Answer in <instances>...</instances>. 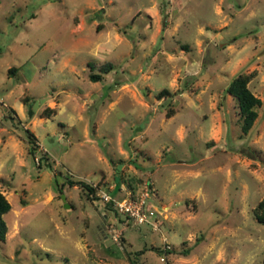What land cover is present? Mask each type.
Returning <instances> with one entry per match:
<instances>
[{
    "label": "rangeland",
    "instance_id": "rangeland-1",
    "mask_svg": "<svg viewBox=\"0 0 264 264\" xmlns=\"http://www.w3.org/2000/svg\"><path fill=\"white\" fill-rule=\"evenodd\" d=\"M147 187L161 231L100 197ZM0 192V264H264V0H0Z\"/></svg>",
    "mask_w": 264,
    "mask_h": 264
},
{
    "label": "trees",
    "instance_id": "trees-1",
    "mask_svg": "<svg viewBox=\"0 0 264 264\" xmlns=\"http://www.w3.org/2000/svg\"><path fill=\"white\" fill-rule=\"evenodd\" d=\"M114 69V66L111 63L104 64L101 68L102 74H107L111 72ZM17 69L12 68L10 69L11 74H15ZM102 74H91L90 79L93 82H101L103 80ZM257 71H254L249 74H240L235 78V80L231 83L228 89V93L235 98L238 104V108L240 111V125L242 132L245 134H248L254 127L259 114L257 109L262 106L263 102L260 98H258L250 89L249 85L252 82V80L256 77ZM170 93L167 90H164L161 92V94L158 95L160 99L164 98L166 95H169ZM50 109H47V111L44 114H48ZM33 111H30V115L32 116ZM175 114L174 110H170L167 113V117L171 118ZM30 154L35 155L37 152V146L34 141L35 138L33 135L30 136ZM69 184L73 185H80L83 188H85L88 191V196L95 195L97 192L98 185L95 184H88L83 181H69ZM63 193V192H62ZM96 196V195H95ZM106 208L110 211H112L115 215H121L115 208L113 203H106ZM12 210V205L6 198V196L0 192V242L5 243L7 240V234H8V224L5 220V216L9 214ZM253 214L255 218L261 222L264 223V201H262L256 209H254ZM128 219V217H127ZM170 252V251H167ZM144 251H141L138 253V255L143 254ZM133 261V260H132ZM133 264H136L134 261Z\"/></svg>",
    "mask_w": 264,
    "mask_h": 264
},
{
    "label": "built area",
    "instance_id": "built-area-1",
    "mask_svg": "<svg viewBox=\"0 0 264 264\" xmlns=\"http://www.w3.org/2000/svg\"><path fill=\"white\" fill-rule=\"evenodd\" d=\"M100 197L105 203H113L114 208L120 214L128 217L135 226L149 225L153 230L161 231L160 216L149 202L151 198L150 188L147 187L138 193L128 191L125 198L121 200L114 198L107 192H101ZM167 247L169 250L170 247L168 245Z\"/></svg>",
    "mask_w": 264,
    "mask_h": 264
},
{
    "label": "water",
    "instance_id": "water-1",
    "mask_svg": "<svg viewBox=\"0 0 264 264\" xmlns=\"http://www.w3.org/2000/svg\"><path fill=\"white\" fill-rule=\"evenodd\" d=\"M63 198H64V201H65L66 200V197L64 196Z\"/></svg>",
    "mask_w": 264,
    "mask_h": 264
}]
</instances>
